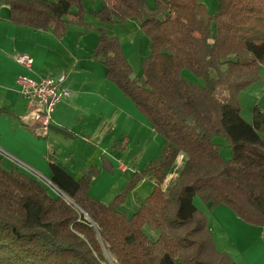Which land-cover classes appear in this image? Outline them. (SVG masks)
<instances>
[{
	"label": "trees",
	"instance_id": "trees-1",
	"mask_svg": "<svg viewBox=\"0 0 264 264\" xmlns=\"http://www.w3.org/2000/svg\"><path fill=\"white\" fill-rule=\"evenodd\" d=\"M93 1L101 4L91 12L98 22L132 19L149 41L140 75L118 37L104 29L92 58L163 145L109 204L89 193L96 166L76 179L50 164L52 195L0 159V264H235L215 248L207 217L192 202L198 196L209 210L224 205L243 222L264 226L263 116L254 106L247 122L239 102V93L261 79L264 0H216L214 12L199 0ZM0 2L12 24L48 30L57 39L68 25L88 27L82 0ZM184 70L202 84L188 81ZM172 170L177 175L165 185ZM146 174L155 182L150 193L131 215L120 211L125 194ZM144 226L159 230L155 240Z\"/></svg>",
	"mask_w": 264,
	"mask_h": 264
},
{
	"label": "crops",
	"instance_id": "crops-1",
	"mask_svg": "<svg viewBox=\"0 0 264 264\" xmlns=\"http://www.w3.org/2000/svg\"><path fill=\"white\" fill-rule=\"evenodd\" d=\"M82 3L88 27L68 25L66 34L57 39L51 31H35L12 24L8 20V7L0 2V159L6 167L22 170L21 165L48 180L50 164L60 166L76 179L86 169L96 166L98 172L91 183L92 192L99 179L117 180L120 174L123 175L120 178H126L125 175L134 172L131 166L137 170L149 156L152 161L163 145V138L133 101L106 80V68L102 63L92 58L100 29L118 37L130 64V57L135 56L138 61L144 54L139 48L148 54L147 37L144 35L140 41L143 34L132 19L116 24L98 22L91 12L101 4L93 0H82ZM88 14L92 19L87 18ZM22 53L33 58L32 67L26 68L16 62V55ZM263 69L264 64L260 69L261 79L253 84L255 92L248 91L250 86L240 92L239 98L242 93L246 98L257 96L260 99L264 95ZM61 73L67 75L70 95L56 105L46 132H38L33 112L19 93L17 79ZM254 106L260 108L264 121V103L259 101ZM261 137L264 140V132ZM182 158V155L178 157L180 163ZM106 194L107 191L102 197H107ZM223 206L215 207L208 219L217 249L227 251V246L234 247L230 234L233 231L242 248L239 258L232 256L236 264H264V226H251L226 206L227 209L220 208ZM219 208L226 220L216 218Z\"/></svg>",
	"mask_w": 264,
	"mask_h": 264
},
{
	"label": "rangeland",
	"instance_id": "rangeland-1",
	"mask_svg": "<svg viewBox=\"0 0 264 264\" xmlns=\"http://www.w3.org/2000/svg\"><path fill=\"white\" fill-rule=\"evenodd\" d=\"M201 3H203L205 5V7L207 8V10L209 12H214L216 10V6H217V1L216 0H199ZM96 4H99L100 5V2L99 1H96ZM89 10V9H88ZM88 19H92V17L90 16V14H88L87 16ZM96 24H97V21H94ZM132 24H135L132 22ZM113 28V27H112ZM111 34V33H110ZM142 34V33H141ZM143 38H144V35H140V41L142 42L143 41ZM142 39V40H141ZM140 42V43H141ZM140 52L141 53H144L142 54L140 60H136L135 56L134 57H130V61H131V64L134 66L135 68V73L137 75H140L141 73V69H140V62H141V59H143L147 54V51H145L142 47L139 48ZM140 53V54H141ZM264 64V63H263ZM262 64V65H263ZM185 78L188 80V81H191V82H194V83H197V84H202V80L199 79V78H196L192 73H190L189 71L187 70H184L183 72ZM262 74L264 76V69L262 70ZM253 85V84H252ZM250 85L248 91L251 89L253 90L252 88L254 87V85L252 86ZM245 90V89H244ZM254 91V90H253ZM255 92V91H254ZM240 94V93H239ZM241 97L239 98V102L241 104V113H242V116L243 118L245 117V119H248L249 121H251V113H252V110H253V106L254 105H257L259 104V101H262V103H264V95L259 99L257 98V96H253V98H246L245 94L242 93L240 95ZM259 97V95H258ZM216 141L218 143H221L223 145H225V141L223 138H216ZM162 147V146H161ZM161 150V149H160ZM160 150L159 152H157V156L153 159L155 160L158 156H159V153H160ZM222 153H223V156L224 157H228L229 154H230V150L227 149V148H224V150H222ZM150 157V156H149ZM147 157V159L145 160L146 162L143 163V166L141 165L137 170L131 166L132 168L130 170H133L134 172H137L138 173H141L142 170L144 168H146V166L151 162V159ZM149 159V160H148ZM152 160V161H153ZM145 164V165H144ZM176 164H178L179 166V161H178V158L176 160ZM175 164V165H176ZM181 164V163H180ZM20 168H22V170L24 172H26L27 174L37 178L42 184H44L48 191L52 194V195H55L57 194V191L54 189V187L50 186L49 184L46 183V181L43 180V176L40 177L37 172H34L32 170H29L23 166L20 165ZM87 170V169H86ZM85 170V171H86ZM133 172V173H134ZM175 172V171H174ZM174 172L173 170L170 171L169 173V176L167 177V180L168 182L171 180H173L176 176L174 175ZM177 172V170H176ZM132 173V174H133ZM104 174V173H103ZM118 174V173H116ZM115 174V175H116ZM131 174V175H132ZM121 176H123L122 174H120ZM131 175L130 176H127L125 175L124 177L126 178H120L121 176H116L118 177L117 180L115 179H108L107 177H105V179H99V181H97L98 183L93 185V190L92 192H90V189H89V193L92 195L95 196L96 199H99L101 202L103 203H111L112 200L114 199V197L119 194V193H122L124 190H126V185H127V182L130 180L131 178ZM172 176H175V177H172ZM97 176H94L93 177V180L96 179ZM46 178V177H44ZM47 179V178H46ZM92 180V181H93ZM154 179L151 178L148 174L145 175L144 179H142L141 181H139V183L133 187V189L129 190L127 194H125V197L124 199L120 202L121 204L119 205V210L120 211H125L128 213V215H131L132 213H134L138 207H139V203L142 202L145 197L150 193L151 189L153 188L154 186ZM168 184V183H167ZM91 188V186H90ZM105 191H107V197L104 196L102 197L103 193H105ZM93 196V197H94ZM195 207L201 211L206 217H207V221L209 218H211L212 216V212L214 210H209L208 207L199 199L198 196H195L193 198V202H192ZM221 209H227L226 207H220ZM218 209L217 213V216L216 218L218 220H226L223 216H222V212H221V209ZM233 225V224H232ZM209 227V225H208ZM143 231L145 232V234L148 236V238L150 240H155L157 238V235H159V230H157L156 228H153V227H149V226H144L143 227ZM215 231V230H214ZM211 235H212V238H213V244L215 246V248L217 249V245H216V242H215V239H214V236L212 234V232L210 231ZM231 236H232V240L234 241V247H231V246H227V251H220V252H225L234 262L235 260L232 258L235 257V258H239V251L240 249H242L240 246H239V243L237 242V240H235L234 236H233V231L230 232ZM215 235V234H214ZM218 250V249H217ZM219 251V250H218ZM244 263V262H242ZM236 264V262H235Z\"/></svg>",
	"mask_w": 264,
	"mask_h": 264
},
{
	"label": "built area",
	"instance_id": "built-area-1",
	"mask_svg": "<svg viewBox=\"0 0 264 264\" xmlns=\"http://www.w3.org/2000/svg\"><path fill=\"white\" fill-rule=\"evenodd\" d=\"M15 60L18 64L26 68H30L33 65V58L28 54H17ZM66 79L67 75L65 73L56 76L48 75L37 79L29 76L18 77L19 93L25 100L27 108L33 112V120L38 132H46V127L56 105L70 95V90L66 85ZM174 175L176 176L177 173L175 172ZM42 178L47 184L53 187L50 180L44 177ZM167 183L168 181L164 182L165 185Z\"/></svg>",
	"mask_w": 264,
	"mask_h": 264
}]
</instances>
